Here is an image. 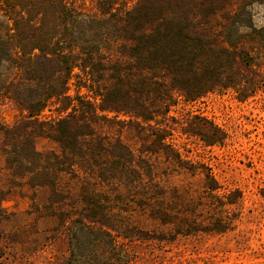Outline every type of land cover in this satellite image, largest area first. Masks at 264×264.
Segmentation results:
<instances>
[{"label":"trees","instance_id":"1","mask_svg":"<svg viewBox=\"0 0 264 264\" xmlns=\"http://www.w3.org/2000/svg\"><path fill=\"white\" fill-rule=\"evenodd\" d=\"M89 1L93 9L0 0V98L23 113L0 124V222L3 201L24 184L33 200L45 191L69 233L61 264H125L132 241L233 230L241 191L223 190L208 165L182 155L170 113L181 98L232 90L246 101L264 91V25L253 11L264 0ZM74 78L93 98L70 95ZM51 101L64 115L40 120ZM114 127L132 132L135 146ZM181 131L206 146L227 138L199 115ZM39 137L59 152L38 151Z\"/></svg>","mask_w":264,"mask_h":264},{"label":"rangeland","instance_id":"2","mask_svg":"<svg viewBox=\"0 0 264 264\" xmlns=\"http://www.w3.org/2000/svg\"><path fill=\"white\" fill-rule=\"evenodd\" d=\"M121 1L128 8L136 2ZM78 2L93 9L89 0ZM253 11L256 25H264L263 8L255 5ZM0 22H5L1 13ZM69 93L73 97L79 94L93 98L87 89L77 85L75 78ZM58 107L51 101L40 120L51 121L64 115ZM22 115L15 103L0 98V124L12 126ZM170 115L176 122L172 142L182 155L208 165L223 190L241 191L242 197L235 207L238 219L233 230L223 234L198 233L179 237L172 243H126L131 258L125 264H264V91L246 101H239L232 90L213 92L194 102L181 98ZM194 115L206 117L221 127L227 134L225 142L206 146L199 138L183 134V123ZM110 132L135 146L132 132H120L118 127ZM2 140L0 131V144ZM35 146L40 152L60 150L58 144L45 137L37 138ZM4 167L5 155L0 151V168ZM5 180L3 177L2 182ZM36 192L33 200L35 190L24 184L3 201L6 218L0 222V264H61L68 257L69 233L51 216L54 206L48 202L46 192Z\"/></svg>","mask_w":264,"mask_h":264}]
</instances>
